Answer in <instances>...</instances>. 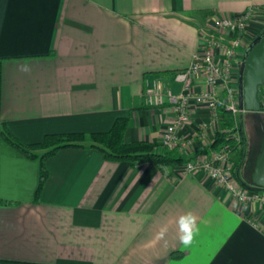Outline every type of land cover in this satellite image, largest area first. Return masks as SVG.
I'll return each instance as SVG.
<instances>
[{
  "label": "crops",
  "instance_id": "1",
  "mask_svg": "<svg viewBox=\"0 0 264 264\" xmlns=\"http://www.w3.org/2000/svg\"><path fill=\"white\" fill-rule=\"evenodd\" d=\"M249 8L236 71L264 29V0H0V264H264V202L237 199L204 172L182 173L183 162L133 165L77 146L46 158L36 198L40 159L1 131L34 143L106 131L127 116L124 138L157 144L175 112L146 104L145 86L160 76L179 90L170 73L189 66L207 36L232 41L214 20ZM189 110L178 136L193 155L223 125L198 97ZM187 212L199 226L190 247L178 238Z\"/></svg>",
  "mask_w": 264,
  "mask_h": 264
},
{
  "label": "built area",
  "instance_id": "2",
  "mask_svg": "<svg viewBox=\"0 0 264 264\" xmlns=\"http://www.w3.org/2000/svg\"><path fill=\"white\" fill-rule=\"evenodd\" d=\"M252 12L253 8H249L235 16L218 17L214 20L217 29H228L233 33L232 41L226 43L216 36H207L202 45V51L194 54L191 64L170 73V78L180 86L179 90L168 86L165 78L160 76L154 77L152 82L145 86L143 100L146 104L152 107L168 104L175 112L172 121L163 132V138L157 145L159 149L177 147L181 153L185 154L190 140L179 141L178 131L192 120L189 110L192 97H198L207 103L216 122L220 121V110L225 109L229 121H232L234 138L241 140L240 123H244V114L248 110L239 104V74L236 71V57L240 53V48L243 47V32ZM216 48H221L219 59L215 56ZM202 74L205 75L206 88L195 92L194 84ZM259 93L261 111L264 112L262 103L264 91L261 87ZM201 150L196 155L193 154L195 157L183 162L182 173L204 172L214 177L218 184L225 186L233 197L244 201L264 202V189H250L247 185L241 186L238 183V178L231 171L228 144L219 149L211 147L207 151L201 152Z\"/></svg>",
  "mask_w": 264,
  "mask_h": 264
},
{
  "label": "trees",
  "instance_id": "3",
  "mask_svg": "<svg viewBox=\"0 0 264 264\" xmlns=\"http://www.w3.org/2000/svg\"><path fill=\"white\" fill-rule=\"evenodd\" d=\"M264 86H261V89ZM220 122H222L223 128L216 132L214 140L211 142L210 147L213 149H219L225 144H228L233 149H236L239 154V161L236 164L235 171L236 177L240 180L246 182L250 179L246 175L244 179L242 174V169L244 168L247 155H248V141L247 133H245V125L243 122L240 123L242 138L237 140L234 138L232 133V121H229L227 117V112L225 109L220 110ZM129 125V117L119 116L116 118L111 128L106 131H96V132H65V133H48L44 136V139L39 142L29 143L21 140L15 136L6 126L3 127L2 136L17 150H19L24 155L31 158H39L41 161L40 173H39V183L36 188L35 196L39 197L40 191L48 178V170L45 166V160L47 157L57 153L61 148L68 146L77 147H95L103 151L107 159L115 161H129V163L136 164L138 161L150 160L160 167L163 166H173L176 164H181L195 157V155H185L180 152L177 147H170L169 149H159L157 147L158 143L146 139H138L128 141L125 137L127 127ZM208 149H203L202 151H207ZM253 151V150H252ZM253 154V153H252ZM249 158L255 160V156L250 155ZM251 159H248L251 161ZM239 172V175H238ZM242 179V180H241ZM245 185V183H243ZM246 186V185H245Z\"/></svg>",
  "mask_w": 264,
  "mask_h": 264
},
{
  "label": "water",
  "instance_id": "4",
  "mask_svg": "<svg viewBox=\"0 0 264 264\" xmlns=\"http://www.w3.org/2000/svg\"><path fill=\"white\" fill-rule=\"evenodd\" d=\"M238 71L239 104L253 112L260 122L258 132L263 133L250 179L246 182L241 180L245 185L259 190L264 189V120L260 112L262 104L259 95L260 87L264 86V29L248 44ZM248 164H251V161Z\"/></svg>",
  "mask_w": 264,
  "mask_h": 264
},
{
  "label": "rangeland",
  "instance_id": "5",
  "mask_svg": "<svg viewBox=\"0 0 264 264\" xmlns=\"http://www.w3.org/2000/svg\"><path fill=\"white\" fill-rule=\"evenodd\" d=\"M263 89V88H262ZM264 91V89H263ZM261 99V98H260ZM263 106H264V102ZM251 112V111H250ZM261 115L262 118L264 120V112L261 111ZM244 125H245V133H247V141H248V145H249V151H248V155L246 158H249L250 155L256 156L257 152L259 151L260 148V141H261V137L263 135V133L258 132V127H259V120L257 119L256 116H254L253 112L252 113H247V115L244 117ZM253 150V151H252ZM253 153V154H252ZM229 159L230 163H231V171L234 173L235 177H236V164L239 161V154L238 151L236 149H233L230 147V153H229ZM246 159L245 162L247 161V164L250 160ZM253 162L251 159V164L250 165H246V163H244V168L242 169V174L241 176L246 179V175L249 177L251 176V172H252V166H253ZM237 178V177H236ZM238 183H240L241 186H245L243 183L240 182V180L238 179Z\"/></svg>",
  "mask_w": 264,
  "mask_h": 264
},
{
  "label": "clouds",
  "instance_id": "6",
  "mask_svg": "<svg viewBox=\"0 0 264 264\" xmlns=\"http://www.w3.org/2000/svg\"><path fill=\"white\" fill-rule=\"evenodd\" d=\"M197 220L198 218L196 215L192 212H187L186 214L181 215L177 221L179 242L185 247H190L199 233ZM166 231V228H162L158 234L159 238L162 239Z\"/></svg>",
  "mask_w": 264,
  "mask_h": 264
}]
</instances>
